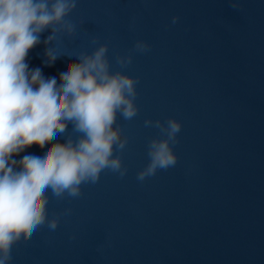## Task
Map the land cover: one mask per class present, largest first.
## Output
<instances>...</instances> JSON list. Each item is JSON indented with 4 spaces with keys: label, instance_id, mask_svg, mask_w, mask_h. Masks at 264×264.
<instances>
[{
    "label": "water",
    "instance_id": "1",
    "mask_svg": "<svg viewBox=\"0 0 264 264\" xmlns=\"http://www.w3.org/2000/svg\"><path fill=\"white\" fill-rule=\"evenodd\" d=\"M69 14L79 21L61 17L28 60L36 66L46 56L62 66L106 46L111 70L138 78L139 111L117 120L128 144L114 154L127 173L105 169L78 197L49 190L47 221L18 235L13 259L264 264V0H75ZM52 36L63 38L60 56ZM118 58L132 62L124 67ZM149 119L165 129L168 120L180 122L178 161L140 180L150 142L165 138L145 126ZM79 135L69 124L63 134L29 143Z\"/></svg>",
    "mask_w": 264,
    "mask_h": 264
},
{
    "label": "clouds",
    "instance_id": "2",
    "mask_svg": "<svg viewBox=\"0 0 264 264\" xmlns=\"http://www.w3.org/2000/svg\"><path fill=\"white\" fill-rule=\"evenodd\" d=\"M74 3L0 0V264H19V256L13 259L17 237L45 224L49 190L61 199L78 197L81 185L96 183L105 169L127 173L122 157L114 154L128 144L117 120L137 115L138 78L113 72L106 46L81 52L62 66H52L46 56L36 66L28 60L41 34L59 29L61 17L79 21L77 14H69ZM50 40L55 54L62 55L63 38ZM131 62L118 58L124 67ZM69 124L78 137L50 145L29 143L37 135L63 134ZM145 126L159 128L165 138L150 142V163L138 174L140 180L177 163L173 146L181 130L176 120H168L166 129L151 119ZM48 227L55 230L57 221Z\"/></svg>",
    "mask_w": 264,
    "mask_h": 264
}]
</instances>
